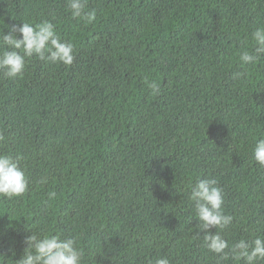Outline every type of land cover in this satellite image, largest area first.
I'll return each instance as SVG.
<instances>
[{"label":"trees","instance_id":"trees-1","mask_svg":"<svg viewBox=\"0 0 264 264\" xmlns=\"http://www.w3.org/2000/svg\"><path fill=\"white\" fill-rule=\"evenodd\" d=\"M91 9L88 24L67 0H0V33L47 20L74 46L71 65L33 56L22 76L0 71V154L21 155L29 180L22 196L0 197V264L35 231L77 236L85 264H216L187 198L203 177L224 191L229 243L264 236V167L251 152L264 136V59L238 61L264 0H88Z\"/></svg>","mask_w":264,"mask_h":264},{"label":"clouds","instance_id":"clouds-1","mask_svg":"<svg viewBox=\"0 0 264 264\" xmlns=\"http://www.w3.org/2000/svg\"><path fill=\"white\" fill-rule=\"evenodd\" d=\"M88 0H67V8L73 18H81L91 24L97 19L96 10H86ZM20 33L17 38L14 33ZM36 56L52 64L71 65L74 60V46L62 40L55 26L47 20L32 24L22 21L10 26L7 34L0 33V71L7 78L23 75L25 59ZM264 59V24L258 23L250 33L238 53L241 66L257 65ZM246 73L237 72L240 79ZM153 91L156 85L150 84ZM0 135V140H3ZM252 159L264 167V136L255 138L251 146ZM23 157L19 154H0V197L12 199L22 196L28 189L29 180L20 165ZM40 184L47 183L42 176ZM49 199H55L56 193L50 192ZM191 203L192 217L198 221L195 227L204 230L203 247L215 255L216 264L243 260L244 264H259L264 261V236L250 234V238H239L231 243L221 231L233 221V216L224 211V191L214 178H198L187 193ZM215 228V232L207 231ZM26 247L23 255L13 264H85V253L77 236H64L59 232L35 231L24 237ZM14 252V249H9ZM98 250V249H97ZM3 257V256H2ZM149 264H170L165 256L150 260Z\"/></svg>","mask_w":264,"mask_h":264}]
</instances>
